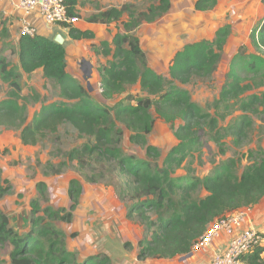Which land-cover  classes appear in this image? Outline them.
Wrapping results in <instances>:
<instances>
[{
	"label": "trees",
	"instance_id": "1",
	"mask_svg": "<svg viewBox=\"0 0 264 264\" xmlns=\"http://www.w3.org/2000/svg\"><path fill=\"white\" fill-rule=\"evenodd\" d=\"M69 14L81 18L77 6L83 0H63ZM218 0H196L195 8L200 11L212 9ZM171 8L170 0H152L143 10L134 4L121 7L111 6L91 14V23H121L123 31H118L111 42L93 43L98 55L111 59L99 68L100 89L104 102L81 84L67 69L68 52L60 44L38 32L34 37L21 35L18 39V63L11 64L0 56V78L9 83L10 96L0 101V130L12 128L20 130L24 145H37L48 132H57L63 124L75 127L79 135L89 141L73 148L69 158L84 166L89 159L116 165L117 176L125 180L120 185L119 195L130 205L127 217L139 220L151 233L150 238L139 241V259L174 258L191 253L193 243L203 235L215 220L242 208L257 205L264 198V157L251 163L238 176V160L230 158L216 165L212 172L202 178H175L173 174L187 157L201 144L197 126L205 119L217 126L218 120L192 100L187 89L177 86V82L188 83L195 77L211 75L221 59L223 49L232 31L229 23L220 26L212 39H202L187 43L176 52L170 61L166 75L150 66L149 58L141 46L135 30L144 23H152L161 18ZM127 13L128 18L123 19ZM69 35L75 40L92 39L95 33L81 30L74 25L64 24ZM256 52L248 53L245 47L233 57L220 97L221 101L236 100L243 112L232 132L238 137L247 135L254 121L248 112H259L264 106V92L248 94L254 88L246 83V73L264 78V20L251 35ZM41 69L46 80H52L59 88L63 101L42 103L39 111L28 121L27 106L18 98L22 84V73L30 76ZM139 86L140 94L128 93L130 86ZM34 100H40L35 94ZM103 101V100H102ZM154 113L167 122L183 121L176 128L179 142L173 146L162 166H153L147 159H138L133 154L124 155L119 145L123 130L122 123L130 131L129 139L146 148L148 157L160 154L156 146L148 143V135L155 125ZM115 163V164H113ZM41 196L46 185L36 184ZM203 188L205 194L194 197L195 191ZM10 187L0 184V196ZM83 185L72 179L69 196L74 208L79 201ZM129 200V201H128ZM31 228L20 233L10 225L9 216L0 209V247L11 246V264H112L105 253H93L79 262L76 252L67 248L65 233L54 226V220L71 221V214H63V209L46 207L40 212L39 199L31 202ZM154 214V216H153ZM264 248L258 247L243 257L245 264H264Z\"/></svg>",
	"mask_w": 264,
	"mask_h": 264
},
{
	"label": "rangeland",
	"instance_id": "2",
	"mask_svg": "<svg viewBox=\"0 0 264 264\" xmlns=\"http://www.w3.org/2000/svg\"><path fill=\"white\" fill-rule=\"evenodd\" d=\"M170 1V10L161 18L152 23H144L145 25L135 30V34L138 35L141 46L149 58L150 66L161 74L168 73L172 57L185 44L202 39H212L220 26L226 23L232 26L231 34L215 71L206 77H195L188 83L177 82V86L187 89L192 100L198 103L205 113L216 117L218 123L214 127L208 119L200 122L197 132L201 136V144L187 157L182 166L175 170L173 177L202 178L211 173L216 165L230 158L238 160L237 171L240 176L251 163L258 162L264 157V106L259 107V112H248L253 118L254 124L247 131V135L238 137L232 132V127L238 124L243 112L238 109L236 100L221 101L220 93L227 81L230 63L241 47H245L248 53L257 51L252 43L251 35L253 30L264 20V0H218L212 9L206 11L195 8L196 0ZM127 3L136 5L138 10H143L152 3V0H85L82 19L87 20L91 14L97 13L99 8L104 9L111 5L122 6ZM12 5L14 4L10 5V2L0 0V56L6 57L11 64H15L18 63L17 48L21 25L20 18L14 10L15 6L12 7ZM127 18V13H125L123 19ZM119 30L123 31L122 24L113 23L108 37L112 38L113 33ZM106 60L107 58L104 56L94 59L93 56L89 57L87 54L84 57L81 54L76 55L73 60L74 63L79 62V69L83 68L80 69L81 71L77 69L80 73L78 81L86 88H88V84H91L95 91L90 92L100 102H104L105 99L102 96L100 85L98 89L94 83L101 78L99 75H95V69L106 64L108 61ZM85 71L89 77H86ZM245 76L246 83L254 85L247 95L264 92V78L253 76L250 73H246ZM20 82L22 88L18 91V98L27 106L28 121L32 120L43 102L63 101L56 83L46 80L41 69H37L30 76L22 73ZM11 91L9 83L0 78V101L10 96ZM128 93L141 95L142 92L139 86L132 85L120 97L124 98ZM35 94L40 95V100H34ZM152 113L155 117V125L153 131L148 135V143L158 148L160 152L158 156L148 157L145 147L132 143L129 139L130 131L120 122L118 126L123 130V134L119 145L124 155L133 154L138 159L151 161L153 166H162L168 151L179 142L175 131L183 121L177 119L173 123L167 122L158 117L154 111ZM88 141V138L80 136L78 130L69 123L61 125L57 132H48L34 146L22 143L20 130L12 128L0 130V184L10 187L9 191L0 196V209L1 206H4L9 210L10 225L15 229L17 226L14 217L18 214L22 215L21 218L25 222L23 221L22 228L16 229L20 233H25L31 228L29 219L32 212L31 202L34 199H39L41 213H44L43 210L50 206L53 209L62 208L64 215L71 214V221L58 219L54 220L53 224L65 233L66 246L68 249L69 246L75 248L71 251L76 252L79 262L93 253H109L106 239V235L109 233L122 241L120 244H123L125 249L127 248L128 259L133 258V255H137L139 259V241L151 237V233L147 232L139 220L127 217L130 235L126 234L125 238L122 235L128 233V228L125 229L117 220L113 224L114 218L108 219L106 228L107 232H110L105 235L102 232L105 219L99 215L95 216L94 210H92L93 213L86 212L85 227L82 226L80 217L77 216L79 221L74 220L81 202H85L87 198L96 204L97 196L105 194V192L110 191L111 196L118 200L122 208L126 209V213L130 205L129 200V202L124 201L119 195L118 188L123 184L125 178L117 176L119 168L116 165L109 166L97 159H89L86 165L81 166L77 161L69 158V152L73 148L82 146ZM72 179L80 180L83 185L79 201L74 208H72L73 200L68 193ZM39 182L46 185L43 196L39 194L36 187ZM22 190L24 193L26 192L25 195ZM204 194L205 190L200 188L195 191L194 197L199 198ZM103 203L98 202L96 206L102 207ZM78 213L81 214L80 211ZM119 231L122 234L119 235ZM110 235L108 236L110 237ZM110 247L113 250L117 249L116 245ZM11 248V246L0 247V264H11ZM121 254L125 253L121 251ZM111 256L115 259L112 260V264L124 262L120 260L121 258L118 259V255L112 254ZM139 260L145 263L147 260L151 262V257Z\"/></svg>",
	"mask_w": 264,
	"mask_h": 264
},
{
	"label": "crops",
	"instance_id": "3",
	"mask_svg": "<svg viewBox=\"0 0 264 264\" xmlns=\"http://www.w3.org/2000/svg\"><path fill=\"white\" fill-rule=\"evenodd\" d=\"M6 1L10 2V5H11V3H12L11 1H9V0H6ZM84 1L85 0H83V2L77 6L78 12L81 16V21L74 26L81 29V30L93 31L95 33V37L92 39L75 40V39L70 37L68 27H65L63 25H48L44 22V20L40 16H37L36 14H33L32 16H30V20L37 27L39 33L44 34L50 38H54L55 36L60 34L64 38L63 44L65 45L67 52H68L67 69L77 80H78V75L80 76V73L77 71V69H79L78 68L79 62L78 61H76L75 63L73 62L75 56L81 54L84 57L87 54V55H89V57L93 56L94 59H97L98 56H104V55H97L94 52V50L92 48V43L96 41L95 43L99 44L100 41H104V40L111 42L113 36L116 34V32H114L112 38L108 37V35L110 34V27H112L113 23H111V26H110V24L91 23L85 19H82ZM107 1H110V0H107ZM111 6H113V5H111ZM111 6H109V7H111ZM12 7H14V5H12ZM116 7H121V6H116ZM14 10L17 13V16L20 17L19 10H17L15 7H14ZM145 24H142V25H145ZM141 26H139L138 28H140ZM19 37H20V35H19ZM19 37H18V39H19ZM70 48H71V50H70ZM17 50H18V48H17ZM104 57L107 58V60L111 59L110 56H107V57L104 56ZM80 69H83V68L81 67ZM80 69H79V71H81ZM95 75L96 76L99 75V77H101L99 69H97V68L95 69ZM100 82H101V78H100V80L94 82L97 85L98 89H99ZM92 90H94V88H92ZM22 193H23V195L26 194V192L24 193L23 190H22ZM97 198H98L97 200L99 203L104 202L102 204V207L96 206V204L98 202L96 204H94L93 200H90V199L88 200L86 198L85 202H83V203L81 202L80 207H78L79 209L77 210V213H75V219L74 220L79 221L77 216L80 217L82 219L81 224L83 227H85L86 226L85 220H86V215H87L86 212L89 211L88 213H90V212H92V210H94L96 212L95 216L98 217V215H99V216H101V218L105 219V222H104L105 226L103 224L104 228H102V232L105 235H106V233L110 232V231L107 232V228H106V226L108 225L107 221L110 218H114L113 224L115 223V220H117L118 223L119 224L121 223V226H123L125 229L128 228V233L126 232L124 235H122L124 238L126 237V234L130 235V227L128 226L129 221L127 219L126 209L122 208V206L118 202V200L111 196V192L110 191L105 192V194L103 193L102 195L97 196ZM117 208H119V209H117ZM1 209L5 213H7L9 216V213H8L9 210H7L6 207L1 206ZM17 211H19V209H17ZM78 211H80L81 214H79ZM21 217H22V215L20 216L19 214L14 217V220L16 219L15 224L17 226V227L15 226V227L18 230H19V228H22L21 226L23 224V221L25 222V220ZM104 219H103V221H104ZM26 221H27V219H26ZM247 225H251V226L261 230L264 233V198L261 200L260 203H258L257 205H254L252 207V214L250 215V217L248 219ZM77 226L79 227V225H77ZM111 231L113 232L114 230H111ZM118 234L120 235V234H122V232L119 231ZM108 235H110V233L106 235V239L108 242L107 246H108V250L110 252L107 254L112 253V254L118 255V259L121 258L120 260L124 261L123 262L124 264H146V263H150V264H210V261H211L210 259L212 258V253H209V254L196 253V254H191V256H189V257L179 256V257H174V258H163V259L151 258V262L147 260L145 263L144 261H140L137 258V255H133V254H132L133 258L128 259L127 258L128 250H127V248L125 249V246L123 244L122 245L120 244V242H122V241H119L118 238H116L115 236L110 235V237H109ZM228 240H229V236H223L222 238L216 240V243H215L216 250L221 251V250L225 249L227 244H228ZM103 243H105V242H103ZM113 245H116L117 249L115 248L113 250L110 247ZM263 248H264V245H263ZM74 249H75L74 247L69 246V250H74ZM121 251H122V253H125V254H121ZM89 253H90V250H89ZM111 255H110V257L114 261L115 259ZM262 256L264 258V250H263ZM136 260H137V262H136Z\"/></svg>",
	"mask_w": 264,
	"mask_h": 264
},
{
	"label": "built area",
	"instance_id": "4",
	"mask_svg": "<svg viewBox=\"0 0 264 264\" xmlns=\"http://www.w3.org/2000/svg\"><path fill=\"white\" fill-rule=\"evenodd\" d=\"M6 1V0H5ZM20 12V36L34 37L38 29L30 16H40L48 25H76L81 21L69 14L63 0H9ZM252 207L242 208L213 221L192 245L191 254L212 253L210 264H245L243 257L264 245V233L247 225ZM229 236L225 249L217 251L216 240Z\"/></svg>",
	"mask_w": 264,
	"mask_h": 264
},
{
	"label": "water",
	"instance_id": "5",
	"mask_svg": "<svg viewBox=\"0 0 264 264\" xmlns=\"http://www.w3.org/2000/svg\"><path fill=\"white\" fill-rule=\"evenodd\" d=\"M54 40L56 41V42H58V43H60V44H63L64 43V38L59 34V35H57V36H55L54 37ZM85 74L87 75L86 77H89V75L86 73V71H85ZM88 89H89V91H93L92 90V87H91V84H88ZM189 256H191V253H189V254H187L186 256H184V257H189Z\"/></svg>",
	"mask_w": 264,
	"mask_h": 264
}]
</instances>
